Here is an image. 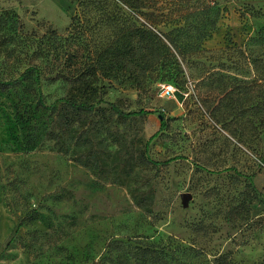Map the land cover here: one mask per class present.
<instances>
[{"label": "rangeland", "instance_id": "rangeland-1", "mask_svg": "<svg viewBox=\"0 0 264 264\" xmlns=\"http://www.w3.org/2000/svg\"><path fill=\"white\" fill-rule=\"evenodd\" d=\"M78 1L0 0V17L10 20L0 21V76L41 71L36 92L23 83L0 88V264H139L119 257L142 242L157 244L172 264H264V131L244 145L200 102L256 77L264 0H206L220 16L204 39V16L187 19L200 0H160L173 19L159 28L185 47L186 62L176 54L184 72L171 60L145 89L101 76L97 109L67 136L49 107L59 106L65 87L49 78L52 55H33V39L56 32L65 49ZM77 38L87 55V39ZM105 101L152 112L124 118ZM143 151L163 163L141 166ZM238 204L246 211L233 223L227 211Z\"/></svg>", "mask_w": 264, "mask_h": 264}, {"label": "trees", "instance_id": "trees-1", "mask_svg": "<svg viewBox=\"0 0 264 264\" xmlns=\"http://www.w3.org/2000/svg\"><path fill=\"white\" fill-rule=\"evenodd\" d=\"M159 3L160 0H79V14L72 16L68 28L72 30L65 41L69 45L65 49L59 50L63 40L56 32L45 33L38 40L33 39L36 42L33 55H52L49 78L51 81L60 80L65 87L66 94L59 106H49L55 112L57 133L69 136L73 125L87 120L89 113L97 109V103L91 100L96 95L97 82L101 76L125 79L133 86L145 89L151 74L171 60L179 63V71L184 72L176 54L186 62V49L172 35V30L165 32L159 28L161 23L173 19L170 12L164 11L165 6ZM192 7L187 19L203 15L198 28L200 38L211 36L212 30L217 27L220 9H215L206 0H200ZM213 10L215 14L212 16ZM208 15L209 18H206ZM0 21L7 24L10 20L0 17ZM208 21L210 28L207 27ZM75 36L79 37L76 41L87 39V55L81 53L80 45L72 42ZM255 65L256 77L252 80L228 82L217 96L200 98L215 123L221 124L244 145L254 135L264 131V61L257 60ZM35 67L26 68L22 78L4 79L0 76V88L8 91L23 83L27 91L36 92L41 71ZM39 101L45 105L41 98ZM105 102L108 108L124 118L152 112L145 109L126 111L116 102ZM160 113L162 125L167 126L165 113ZM138 163L145 168H157L163 162L149 157L143 151L139 154ZM245 211L243 205H233L227 211V217L236 223L238 216ZM33 218L35 216L29 214L24 219ZM132 258L139 264H172L162 248L148 242L130 244L119 260L128 263Z\"/></svg>", "mask_w": 264, "mask_h": 264}, {"label": "built area", "instance_id": "built-area-1", "mask_svg": "<svg viewBox=\"0 0 264 264\" xmlns=\"http://www.w3.org/2000/svg\"><path fill=\"white\" fill-rule=\"evenodd\" d=\"M173 91L174 90H173L171 85H165V88H164L162 94L169 96V95H171L173 93Z\"/></svg>", "mask_w": 264, "mask_h": 264}, {"label": "water", "instance_id": "water-1", "mask_svg": "<svg viewBox=\"0 0 264 264\" xmlns=\"http://www.w3.org/2000/svg\"><path fill=\"white\" fill-rule=\"evenodd\" d=\"M160 116L162 117L161 114H160ZM190 196H191V194L190 193H187V192L182 194V198H183L184 204H187L188 203Z\"/></svg>", "mask_w": 264, "mask_h": 264}]
</instances>
